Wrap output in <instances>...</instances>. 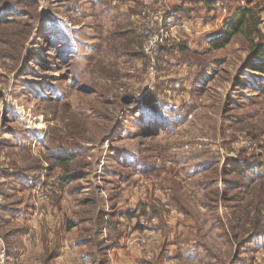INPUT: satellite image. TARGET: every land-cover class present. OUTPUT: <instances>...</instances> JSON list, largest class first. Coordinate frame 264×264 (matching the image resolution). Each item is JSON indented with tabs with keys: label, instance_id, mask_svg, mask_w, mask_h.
<instances>
[{
	"label": "rangeland",
	"instance_id": "rangeland-1",
	"mask_svg": "<svg viewBox=\"0 0 264 264\" xmlns=\"http://www.w3.org/2000/svg\"><path fill=\"white\" fill-rule=\"evenodd\" d=\"M258 50L264 0H0V264H264Z\"/></svg>",
	"mask_w": 264,
	"mask_h": 264
},
{
	"label": "trees",
	"instance_id": "trees-1",
	"mask_svg": "<svg viewBox=\"0 0 264 264\" xmlns=\"http://www.w3.org/2000/svg\"><path fill=\"white\" fill-rule=\"evenodd\" d=\"M246 14H247V11H245L243 13V18H242L243 21L246 20V18H245V15ZM240 29H242V25H240L237 29L235 28L236 31H240ZM255 60L257 61L256 66L259 67V69L258 70H255V69H257V68H255L253 70L259 71L261 73H264V70H261L262 68H264V51L263 50H258L257 51Z\"/></svg>",
	"mask_w": 264,
	"mask_h": 264
},
{
	"label": "crops",
	"instance_id": "crops-1",
	"mask_svg": "<svg viewBox=\"0 0 264 264\" xmlns=\"http://www.w3.org/2000/svg\"><path fill=\"white\" fill-rule=\"evenodd\" d=\"M121 264H132V262L129 259H127L124 261V263ZM139 264H145V263H139Z\"/></svg>",
	"mask_w": 264,
	"mask_h": 264
}]
</instances>
